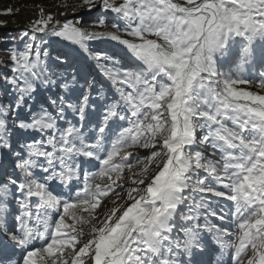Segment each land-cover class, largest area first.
<instances>
[{"label":"snow or ice","instance_id":"1","mask_svg":"<svg viewBox=\"0 0 264 264\" xmlns=\"http://www.w3.org/2000/svg\"><path fill=\"white\" fill-rule=\"evenodd\" d=\"M75 7L112 13L113 31L41 7L9 50L0 264H264V0ZM52 38L87 53L119 98L53 71L41 57ZM97 39L130 65L90 52Z\"/></svg>","mask_w":264,"mask_h":264},{"label":"rangeland","instance_id":"2","mask_svg":"<svg viewBox=\"0 0 264 264\" xmlns=\"http://www.w3.org/2000/svg\"><path fill=\"white\" fill-rule=\"evenodd\" d=\"M116 2L120 3L122 0H116ZM79 3L80 0H0V13H3L9 8L12 9L11 15L0 14V31L4 32V36L2 35V37H0V81L3 84V90L0 91V102H2L1 100L7 101L11 98L10 95L5 93L6 88L4 85L5 74L8 76L12 75L10 67L8 66L9 50H23L24 44L28 41L27 38L21 39L22 34L24 31H26V28H28L29 24L38 18L39 8L42 7L45 13H51L61 21L66 19L82 20L83 24L80 26L87 28L89 31H113L111 28L113 17L112 13H102L98 10V8L89 12L86 8L75 7V5H78ZM64 5H67V7H64ZM17 9L19 11H17ZM61 12H65L66 15H59ZM101 16L106 18L108 26L105 28L90 27V24ZM87 46L90 52L104 53L112 57L113 61H120L123 67H128L131 63L125 56L126 50L123 49V46L118 45L116 42L109 39H97L89 41L87 42ZM43 48L47 50V54L45 55L42 52L41 57L53 71L62 76L67 75L68 79L70 80L72 71L75 69L81 77L94 79L96 81V87H103L104 91L109 96L116 99L119 98L115 93L111 83L106 81L100 74L96 67L95 61L90 59L89 55L80 49L79 46L73 45L70 42L60 40L58 38H52L47 45H43ZM58 57L67 60L68 63L58 67L60 64ZM256 72L258 75L259 68L256 69ZM246 75L248 79H253L251 69H248ZM239 87L246 90L257 91L255 87L249 85H239ZM47 95V92H43V90H41V92L37 94L36 98L39 100L43 97H46ZM93 96L95 97V94H93ZM92 120L94 121L95 117H92ZM88 128L91 130V123H89ZM132 151L135 154L144 156L150 150L134 149ZM6 168H10L8 158L0 154V173H2ZM225 203L228 204L230 202ZM105 205L107 208L112 207V205L107 200H105L102 203V206L97 209V212L106 211ZM12 207L14 209L15 205L13 204ZM213 220L215 223H220V221L215 220V218H213ZM213 247H215V245H213ZM212 258L215 259L216 257L213 256ZM205 259H208V257H205Z\"/></svg>","mask_w":264,"mask_h":264},{"label":"trees","instance_id":"3","mask_svg":"<svg viewBox=\"0 0 264 264\" xmlns=\"http://www.w3.org/2000/svg\"><path fill=\"white\" fill-rule=\"evenodd\" d=\"M17 31H19V30H17ZM3 33L4 32H2V31H0V37H2V35H3ZM4 36V35H3ZM3 90V84L1 83V81H0V91H2ZM5 93H6V90H5ZM2 102H6V100H1Z\"/></svg>","mask_w":264,"mask_h":264}]
</instances>
